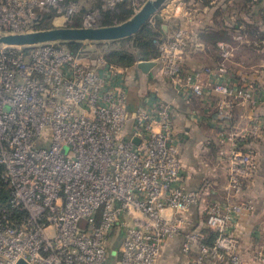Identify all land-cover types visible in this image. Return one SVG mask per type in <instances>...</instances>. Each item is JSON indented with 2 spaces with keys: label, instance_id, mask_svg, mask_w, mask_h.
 I'll use <instances>...</instances> for the list:
<instances>
[{
  "label": "built area",
  "instance_id": "1",
  "mask_svg": "<svg viewBox=\"0 0 264 264\" xmlns=\"http://www.w3.org/2000/svg\"><path fill=\"white\" fill-rule=\"evenodd\" d=\"M76 11L66 0H0V36L37 30L48 14L67 25ZM97 21L88 14L81 27ZM189 40L178 27L156 40L158 57L130 68L104 55H75L59 42L0 45V166L11 190L9 204L0 205V264H158L176 237L189 264H245L235 228L255 205L239 195L259 164L253 149L242 148L244 136L222 134L230 143L221 159L226 155L231 196L203 207L215 233L208 243L189 216L200 191L189 188L183 171L173 103L154 93L128 108V76L143 73L142 61H155L151 80L170 83L179 95L215 96V123L230 119L238 104L264 102V84L258 90L220 81L229 49L216 67L185 68ZM262 132L264 121L248 135ZM115 234L119 255L112 260ZM254 262L264 264V236Z\"/></svg>",
  "mask_w": 264,
  "mask_h": 264
},
{
  "label": "crops",
  "instance_id": "2",
  "mask_svg": "<svg viewBox=\"0 0 264 264\" xmlns=\"http://www.w3.org/2000/svg\"><path fill=\"white\" fill-rule=\"evenodd\" d=\"M236 3V0H168L151 20L161 19L165 38L178 27L190 35L184 55L185 68L216 67L222 60L223 51L229 49L232 55L227 61L228 72L220 77V81L249 85L259 90L264 84V40L255 38L249 30H243L245 27H240L242 23L238 20L240 13L236 10ZM215 30L225 32L226 38L211 39ZM144 77L146 87H143L140 97L135 98L138 106L145 97L154 93L160 99L173 103L175 130L181 140L183 171L189 188L200 191V204L192 209L189 216L194 226L206 234L208 243H212L214 237L205 225L203 207L212 199L231 196L227 189L226 155L221 159V151L229 149L230 143L227 140L222 142V134L234 132L244 136L242 148L255 151L258 171L239 195V199L253 202L255 211L242 218L235 228L241 242L239 252L242 261L255 264L256 250L264 236V132L256 138L248 133L257 123L264 121V102L238 104L230 119L215 123L211 115L217 105L215 96L209 95L202 101L193 96L179 95L170 83L149 80V74ZM128 78L130 81L132 74ZM181 242V237L170 240L158 264H189ZM196 255L198 253L194 251L192 256ZM205 264L214 263L206 261Z\"/></svg>",
  "mask_w": 264,
  "mask_h": 264
},
{
  "label": "trees",
  "instance_id": "3",
  "mask_svg": "<svg viewBox=\"0 0 264 264\" xmlns=\"http://www.w3.org/2000/svg\"><path fill=\"white\" fill-rule=\"evenodd\" d=\"M237 8L240 13V18L238 19L242 25L241 28L245 27L243 30H249L250 34L255 38L264 40V28L259 31L260 24L264 25V0H243L245 1V7L240 8L239 2L240 0H236ZM66 2H73L71 0H66ZM129 1H123L114 12H109L105 14V22L103 25H112L113 20L116 21H126L132 17L134 14V10L128 6ZM254 5V6H252ZM75 16V15H74ZM52 14L45 15L43 19L38 24L37 28L39 29H49L51 28V21H52ZM242 17V18H241ZM246 17V18H245ZM249 18V20H248ZM76 19V20H75ZM77 18H72L71 22L68 23V26L72 27H81L82 26V19L81 21H77ZM162 21L161 19H156V25L153 26H146L144 29L140 30L139 33L135 34L134 36L128 37L123 40H131L133 41V45L135 48V55H131L129 52L116 51L111 52L105 56V58L112 64H120L126 67H133L135 62L138 60H152L159 55V49L156 45V40L164 39L163 30L161 27ZM257 29H256V25ZM245 25V26H244ZM221 30H215L214 34L211 35V39H218V38H226L225 32ZM67 48L74 53L75 55H80L87 53L86 50H83L81 42H70L64 43ZM145 74H132V79L129 81V89L130 95L128 100V108L130 110L137 109L138 104L135 101V98L140 97V93L143 90V87H146L145 81L143 80ZM151 77V76H150ZM147 80V79H146ZM151 80V78H149ZM147 80V81H149ZM3 167L0 166V205H8L11 199V190L9 187L4 183L2 179ZM211 231V230H210ZM212 237H214L215 233L211 231Z\"/></svg>",
  "mask_w": 264,
  "mask_h": 264
},
{
  "label": "water",
  "instance_id": "4",
  "mask_svg": "<svg viewBox=\"0 0 264 264\" xmlns=\"http://www.w3.org/2000/svg\"><path fill=\"white\" fill-rule=\"evenodd\" d=\"M167 2L168 0H148L131 18L119 24H98L93 27L64 25L26 33L1 35L0 45L25 47L52 42H103L128 38L139 33ZM156 65L155 61H142L138 64V68L151 76V71ZM135 141L138 143V140ZM17 264L27 263L20 260Z\"/></svg>",
  "mask_w": 264,
  "mask_h": 264
},
{
  "label": "rangeland",
  "instance_id": "5",
  "mask_svg": "<svg viewBox=\"0 0 264 264\" xmlns=\"http://www.w3.org/2000/svg\"><path fill=\"white\" fill-rule=\"evenodd\" d=\"M73 1L72 3H75L77 5V11L75 13V16L73 18H77V21H83V19L88 15V14H94L96 18L98 19L97 22L99 24L103 25L105 22V14L109 12H114L115 9L123 3V1H129L128 6L134 10V14L146 3L148 0H116V4L111 7L108 3L109 0H71ZM253 1H258V0H253ZM245 1L240 0L239 6L240 8H244L245 6ZM254 6V5H252ZM133 14V15H134ZM132 15V16H133ZM52 21H51V28L55 27H62L64 24H62L63 18H58L54 19V14H52ZM76 20V19H75ZM76 21V22H77ZM121 21H116L113 20V24H119ZM156 25V19L151 20L148 22L147 25H145L142 29H144L146 26H154ZM258 24L255 26L257 29ZM264 28L263 24H260L259 31L261 32V29ZM44 29V28H42ZM38 30V29H37ZM41 30V29H40ZM126 39V38H124ZM83 50L87 51V54H84L87 58L92 60V58H96L99 55H106L108 56L109 53L111 52H116V51H122L124 50L125 52H129L131 55H135V48L133 45V41L131 40H112V41H103V42H82V47ZM106 53V54H105ZM82 55V54H81ZM83 55V56H84ZM81 56V57H83ZM118 68H127L126 66L120 65V64H114ZM145 97V96H144ZM119 236V235H118ZM119 243L120 240L115 234L112 239H111V259L114 260V258L118 257V250H119ZM115 250V251H113Z\"/></svg>",
  "mask_w": 264,
  "mask_h": 264
}]
</instances>
